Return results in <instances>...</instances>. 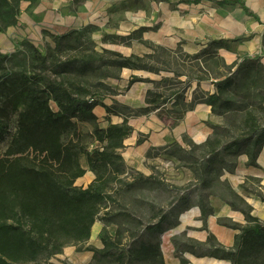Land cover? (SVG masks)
<instances>
[{
    "label": "trees",
    "instance_id": "obj_1",
    "mask_svg": "<svg viewBox=\"0 0 264 264\" xmlns=\"http://www.w3.org/2000/svg\"><path fill=\"white\" fill-rule=\"evenodd\" d=\"M39 1L0 0V34L18 24L22 2L34 5ZM87 29L52 35L55 46L45 55L30 41H23L20 64L13 63L17 55L9 57L0 51V145L11 136L6 150L0 153V264L51 259L70 245L77 246L79 252H91L89 264H166L162 235L174 229L180 215L193 206L201 209L204 220L212 215V197L241 212L246 225L219 219L222 226L238 231L232 248H225L212 236L206 243L174 240L181 264H189L185 253L231 264H264V223L252 214L253 208L231 184L222 180L225 174L235 173L241 156H247L248 167H258L264 148V64L258 58L244 57L228 65L217 55L218 50L229 49L232 43L248 38L214 40L189 56L192 74L188 82L211 81L214 93L187 101L186 89L159 93L158 80L133 77L129 88L137 82L154 84L146 93L145 106L133 108L121 103L105 104L100 92L110 88L100 81L114 78L113 73L124 69L157 74L161 69L150 61L155 56L124 57L108 51L100 54L85 41ZM147 31L143 27L129 39L142 42L155 53L156 47L142 40ZM107 39L116 44L126 42L121 36ZM105 54L111 56L106 58ZM203 61L205 70L201 68ZM6 63L19 68L30 65L33 73L27 68L9 71ZM215 65L224 72L212 76ZM160 82L168 84L170 79ZM199 103L210 106L212 114L221 120L225 118V126L211 125L213 133L202 144L184 138L187 148L175 142L147 154L148 158L166 155L174 159L192 172L194 180L187 187L178 188L175 200L167 209L154 212L148 224L136 221V227H126L135 220L130 214L106 210L98 234L102 247L85 246L102 208L115 201L114 193L111 194L115 186L125 193L139 187L151 190L164 186L155 176L134 173L127 167L121 152L134 131L129 120L169 105L177 109L172 112L181 120ZM100 106L107 113L106 127L99 125L95 113ZM12 115L16 116L13 134L9 121ZM112 116L122 118V123H112ZM83 124L93 127L92 147L82 142L79 126ZM87 169L94 174V180L87 188L76 186ZM258 196L264 202V196ZM110 226L117 227L115 234L110 233Z\"/></svg>",
    "mask_w": 264,
    "mask_h": 264
},
{
    "label": "rangeland",
    "instance_id": "obj_2",
    "mask_svg": "<svg viewBox=\"0 0 264 264\" xmlns=\"http://www.w3.org/2000/svg\"><path fill=\"white\" fill-rule=\"evenodd\" d=\"M234 8L236 5L225 8L210 0H40L34 5L22 2L19 8L18 25L10 27L0 34V51L9 57L17 55V59L13 63L20 64L22 62L20 60L24 56L22 55L24 52L23 41H30L45 55L55 46L52 35L89 28L87 31L85 30L87 34L84 37L87 43L90 42L88 46L91 50L100 54L105 51L117 52L124 57L131 55L144 57L153 54L155 58L150 60L151 63L157 64L161 69L157 74L138 71L129 73L127 70H122L113 73L116 77L100 81L110 88V90L100 92L104 95L105 104L112 105L122 102L132 107L143 106L146 91L149 88L153 89L154 84L152 82H137L129 88L128 84L133 77L158 80L157 84L160 88L157 91L159 93L186 89L187 101H191L194 98L205 96L204 94H209L200 89L208 88L209 84H213L211 81L199 84L195 80L188 82V76L192 74L189 56L197 54L210 42L247 37L248 39L245 41L232 43L229 49L218 50L217 55L224 58L226 63L231 59H234L233 62H240L244 57H249L258 58L264 64V36H262L261 42L256 45L258 50L256 53L253 48L250 51L244 49L249 44L247 42L251 41L253 37L259 36V33H251V30L257 27V21L253 20L254 18L248 19L247 13H245L246 17L236 16L235 11L230 12ZM143 27L148 31L143 34L142 40L153 44L157 50L155 53L142 42L129 39L131 34ZM112 36L125 37L126 42L112 43L107 39ZM215 51L216 49L213 52ZM220 52L224 57L220 55ZM105 56L109 58L111 55L105 54ZM167 62L170 65H167ZM5 66L9 71H20L27 68L29 73H33V67L30 65L25 66L26 68H19L16 64L6 63ZM204 66L206 67V63L203 61L201 63L203 70H205ZM219 71L224 72L215 65L211 73L212 76L217 75ZM176 72L185 73V75L177 76ZM163 78H169L170 82L168 84L160 82ZM97 81H93V83L95 84ZM166 86L167 89L164 88ZM190 94L193 95L191 99ZM51 107L56 110L53 103H51ZM172 110L177 109L169 105L149 117L131 118L130 123L133 128L141 129L146 133H139L140 136H138L134 132L126 140L127 148H130L127 153L132 154L131 160L134 161V168L147 174L152 173V176L158 178L164 186L158 185V188L151 190L139 187L130 193H125L124 190L115 186L114 191H111V194L114 193L115 201H110L102 208L99 219L93 227V235L85 246H102L98 234L103 226L101 218L106 210L130 214L135 220H130V223L125 225L126 227H136V221L148 224L154 212L163 208L167 209L169 204L175 200L178 188L187 187L194 180L193 174L188 168L181 167L178 162L165 155L144 160L136 143V138L138 141L141 140V143L149 138H154L155 128L166 126L168 121L172 129L181 126L184 118L178 119L179 115ZM96 112L99 115L105 114L101 107L97 108ZM105 116L99 117L101 127H106L109 123ZM110 120L117 124L122 122L115 116ZM9 121L11 134H13L16 116L12 115ZM221 121L219 126H225L228 122L225 118H222ZM79 130L82 134V142L92 147L94 145L93 127L83 124L79 126ZM7 138L0 145V153L6 150L11 136ZM124 150L122 153L125 152ZM82 163L86 167L84 159H82ZM135 172L137 171L134 169ZM94 178V174L87 169V174L76 182V186L87 188ZM118 220L123 222L122 218ZM116 228L110 226L108 229L111 234H115ZM90 262L89 252H79L77 246L70 245L60 255L51 259L42 258L31 264H89Z\"/></svg>",
    "mask_w": 264,
    "mask_h": 264
},
{
    "label": "crops",
    "instance_id": "obj_3",
    "mask_svg": "<svg viewBox=\"0 0 264 264\" xmlns=\"http://www.w3.org/2000/svg\"><path fill=\"white\" fill-rule=\"evenodd\" d=\"M210 1L217 2L218 5H220L221 7L224 6L225 8H227V6L236 5V8L231 9L230 12L235 11L236 16H242V15L245 16V13H247L249 15L247 16L248 19L254 18L253 20L257 21V27L254 30H251V33H259V36L253 37L251 41L247 42L250 45L248 44L246 48H244L247 49V51H250L253 48L255 49L254 51L256 53L258 51L256 49V45L258 44V42H261L262 36H264V0H210ZM220 55L224 57L222 52H220ZM233 61L234 59H231V61L227 62L228 65L233 64L234 63ZM124 70L129 71V73L131 71L132 72L134 71L129 69H124ZM138 72H146V71H138ZM196 83L199 84L198 82ZM209 85L210 86H208V88L210 89L204 88L200 90L201 91L204 90L209 94L214 93L215 91L214 84H209ZM148 90H151V88L147 89V91ZM192 96L193 95L190 94V99L192 98ZM145 99L146 98L144 97L143 106H145ZM119 103L123 104L122 102ZM143 106H138V107H143ZM138 107H133V108H138ZM97 108L95 110V113L98 117L105 115L107 116V113L103 107L101 108L104 109L105 114H101V115L97 114L96 112ZM156 112L159 111L157 110ZM156 112H153L149 115L142 117H149ZM142 117H138V118H142ZM117 118L123 121L122 118L120 117ZM183 118H182L183 120L181 122V126H178L174 129L170 127L169 121L166 126L162 125L161 127L155 128L154 138H149L148 140H145L140 144H138V138H136L137 139L136 143L138 145V148L140 149V153L143 156L144 160L148 159L147 157L148 152L154 150V148L165 147L175 142L179 143L182 147L187 148V145L184 142V138H187L188 140H191L196 144H202L213 133L211 125H218L222 122L220 118L212 114L211 107L204 103L197 104L195 108L191 111H188ZM131 120L132 119L129 120L130 125H131L130 123ZM133 130H134L133 134L134 132H136L138 136H140L139 133H146L141 129L135 130L133 128ZM127 146L128 143L125 141V147H126L124 150L125 152L122 153L123 150L121 152L127 167L132 170L135 169L137 173H140L144 176L147 177L152 176V173L147 174L142 170L134 168V161L131 160L132 154L127 153L130 150V148H127ZM166 157L169 158L168 156ZM172 160L175 161L174 159ZM247 161H248L247 156H241L238 159V167L235 173L225 174L222 180H227L231 184L234 191L242 198H244L245 201L253 208L252 214L255 217H257L261 223H264V202L258 196L259 194H262L264 196V148L262 149V152L258 157V161H257L258 167H248ZM210 207L213 209V214L207 217L205 220L202 219V212L198 206L191 207L189 210L185 211L180 215L179 224L174 229L162 235L161 248L166 264H181L180 259L176 255V247L174 244V240L179 242L185 240H194L197 242L206 243L209 237L212 236L225 248L233 247L235 236L238 233V231L222 226L219 223V219H229L233 223L244 226L246 225L245 216L239 211L232 210V208L225 201L221 200L218 197H212L210 199ZM93 231L94 230L92 229V235H93ZM101 247L102 246L97 248H101ZM89 253H90V257L92 258L93 254L91 252ZM184 257L189 261V264H231L228 261H220L209 257L197 258L188 253H185Z\"/></svg>",
    "mask_w": 264,
    "mask_h": 264
}]
</instances>
